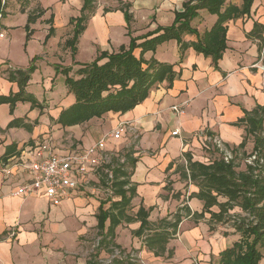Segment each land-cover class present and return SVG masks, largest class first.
I'll use <instances>...</instances> for the list:
<instances>
[{
  "label": "crops",
  "instance_id": "crops-1",
  "mask_svg": "<svg viewBox=\"0 0 264 264\" xmlns=\"http://www.w3.org/2000/svg\"><path fill=\"white\" fill-rule=\"evenodd\" d=\"M40 1L45 9H54L53 23L60 28L70 17V5L73 2L78 8L82 5V0ZM184 1L94 0V11L86 21L81 38L89 39L94 59L101 51L128 46L131 37H141L171 25L175 12L183 10ZM124 2L130 4L129 24L121 10ZM233 2L241 4V0ZM28 7L25 5L24 9L28 11ZM26 17L24 14L25 20ZM216 18V14L200 9L190 23L202 33ZM255 22L264 26V0H253L249 14L226 21V48L216 65L210 56L192 47L184 51L179 62L175 39L162 42L154 51H146V59L154 57L174 63L176 77L170 83L160 82L141 103L126 112L109 111L80 124L62 126L57 120L59 113L74 101L68 90L65 97L47 98L41 109L30 106L29 101H17L13 107L9 102H0V264H89L94 253L98 258H107L110 254L107 248L97 247L93 251L86 243L94 231L100 232L97 226L100 206L107 210L111 202L121 198L109 180V169L124 159L126 163L131 160L134 163L132 168L127 165L134 193L125 214L134 217L142 206L149 213L148 220L154 222L164 217L170 219L182 205L191 211L182 218L160 256L146 247L144 236L133 235L139 221L122 219L114 227L112 240L128 252L135 250L138 264H211L212 257L216 259L220 251L238 239L239 233L229 223H210L209 212L192 217L194 212H202L203 201L194 196L199 187L190 179L189 162L207 165L218 158L217 152L205 142L208 134L219 135L234 150L236 158L252 151V135L247 136L243 147L239 146L245 135V124L238 121L245 111L263 108L264 134V51L259 52L257 40L247 36ZM5 25L3 21V34ZM9 26L12 25L6 27ZM11 33L14 34L12 29ZM18 34L24 43L26 32L19 29ZM5 37L4 34L0 41ZM182 38L191 42L198 35L186 33ZM11 40L12 36L7 45ZM30 42L31 39L26 43ZM32 55L10 53L8 46L0 50V96L19 91L18 83L9 79V72L25 69ZM53 75L51 63L39 60L25 92L38 99L40 93L52 91ZM120 124L123 126L120 138H107L98 153L99 164L89 168L85 175L77 174L78 185L58 205H50L41 189L14 194L31 177L25 163L39 142L50 141L53 151L60 155L80 153ZM175 129L179 132L172 135ZM6 167L10 168V174L3 171ZM245 168V164L237 163V170ZM225 200L223 196L218 197V201ZM211 210L216 212L219 208L215 205ZM111 211L117 214V208ZM230 212L243 214L238 206ZM108 223L107 219L102 234ZM260 264H264V254Z\"/></svg>",
  "mask_w": 264,
  "mask_h": 264
},
{
  "label": "trees",
  "instance_id": "trees-1",
  "mask_svg": "<svg viewBox=\"0 0 264 264\" xmlns=\"http://www.w3.org/2000/svg\"><path fill=\"white\" fill-rule=\"evenodd\" d=\"M252 3L253 0H241L240 5L233 0H185L183 10L175 12L171 25L159 27L154 32L146 33L141 37H131L128 46L121 45L118 50L111 52L101 51L92 61L81 63L75 70V77L70 76L65 80L74 101L60 111L58 122L62 126L80 124L93 117H101L109 111L126 112L141 103L150 90L163 80L170 83L176 77L175 64L159 61L154 57L148 59L144 57L146 51H154L156 46L164 41L175 39L178 42L179 62L184 51L192 47L195 51L210 56L216 65L226 48V21L249 14ZM129 5V2H124L121 6L128 24L131 18L128 11ZM5 7V0L3 3L0 0L1 29ZM200 9H206L217 15L212 26L202 33H198L190 23ZM93 11L94 0H82L80 15L72 19L77 26L70 44L75 43ZM31 18L29 16L27 20ZM186 33H195L198 38L187 42L182 38ZM29 34L27 32L26 39ZM247 36L257 40L259 52L264 51V26L261 23L255 22ZM138 39L141 40L137 42ZM136 49L138 54H135ZM72 51L75 52L74 47ZM33 69L34 66L30 64L25 69L11 70L8 77L18 83L19 91L9 96H0V102H9L13 107L17 101H30L32 106H35L34 100L24 90ZM262 121V107L250 112L245 111L244 117L238 121V124H245V135L239 144L240 147L245 145L247 136L252 135L253 150L264 155L262 153L264 149ZM236 160L234 156L232 160L225 162L218 155L216 160L207 165L189 162L190 179L197 182L199 187L194 196L203 201L202 212H194L192 217H201L205 211L209 212L210 223L212 221L229 223L234 232L239 233V238L220 251L216 259L211 258V264H260L264 254V168L245 165L244 170H237ZM132 164H134L133 160L126 163L124 159L119 165L109 169L111 174L109 180L116 188L115 193L121 198L111 202L107 210H103L100 206L97 226L101 234L107 219L109 223L106 232L99 238V245L107 248L110 254L114 248L126 251L113 242L114 227L122 219L127 222L139 221V226L133 231V235L144 236L143 242L146 247L155 256H160L165 252L169 239L176 234L182 218L189 215L191 211L187 205H182L170 219L164 217L154 222L148 220L149 213L142 206L134 217L125 214V209L134 193V186L129 180L131 172L127 171V165L132 168ZM219 196L225 197L226 200L218 201ZM215 205L219 208L216 212L211 210V207ZM235 206L240 207L243 214L231 213L230 210ZM113 208H117V214L111 211ZM210 229L214 227L210 226ZM171 253L172 251L169 250L168 255ZM88 263L106 264L97 259L96 253L92 254ZM107 264L135 263L128 259L112 258Z\"/></svg>",
  "mask_w": 264,
  "mask_h": 264
},
{
  "label": "rangeland",
  "instance_id": "rangeland-1",
  "mask_svg": "<svg viewBox=\"0 0 264 264\" xmlns=\"http://www.w3.org/2000/svg\"><path fill=\"white\" fill-rule=\"evenodd\" d=\"M27 1L22 3L21 0H5V19L3 20L2 18L1 22L3 23V21H6L7 23L4 28V34L6 37L0 41V50L8 46V52L10 53H34L29 60V64L34 66L33 71L35 70L36 63L39 60H48L51 63L54 68V75L52 77V80L54 81L53 90L40 93L41 97L38 99H36L34 95L27 93V95L34 100L36 104L35 106L40 108L43 105L42 102L47 98H51L56 95L65 97L68 90L65 83L66 78L70 76L75 77V70L81 63L92 61L93 51L92 47L88 46V43L90 42L89 39L87 37L81 38L83 31L79 34V36H77L75 43L70 44L73 39L74 30L77 26V23H75L72 19L80 15V8L77 7L76 3L73 2L70 5V17L60 28L56 27L53 23V8L51 10H48V8L45 9L40 0H30L28 3ZM25 5H29L28 11L26 8L24 9ZM23 13L27 14L26 20ZM29 16L32 18L27 20ZM22 20L24 21L22 22ZM12 23H14V25ZM8 24H11L12 26L6 27ZM26 26L28 27L26 28ZM11 29L14 31V34L11 33ZM19 29L25 31L26 34L27 32L30 33L27 39L25 34L24 43L19 40ZM11 36L12 40L10 44L7 45ZM30 39L31 42L28 45L26 42ZM72 47L75 48V52L72 51ZM55 74H57V76H55ZM30 106H32L31 102ZM66 133L67 132H65V134ZM242 159L243 156L237 157V163L244 166ZM225 227L227 228V225ZM221 231L224 232L226 230ZM97 238H100V232L94 231V234L88 238V242L86 243L88 247H95L93 248V251H95L97 247H101L99 244H95ZM130 252L133 259H135L134 263H140L138 261L139 258L137 252L135 250ZM98 259L104 260L105 258Z\"/></svg>",
  "mask_w": 264,
  "mask_h": 264
},
{
  "label": "built area",
  "instance_id": "built-area-1",
  "mask_svg": "<svg viewBox=\"0 0 264 264\" xmlns=\"http://www.w3.org/2000/svg\"><path fill=\"white\" fill-rule=\"evenodd\" d=\"M3 2L4 0H2ZM3 35V31L0 28V37H3ZM172 108L179 110L177 106H173ZM122 132L123 126L120 124L105 133L94 144L80 153L69 152L60 155L53 151L50 141L44 140L39 142L25 163V166L31 173V177L27 182L20 184L14 194H27L33 190L41 189L50 205H58L78 185L76 175H85L89 168L99 164L98 153L104 148L107 138L118 139ZM178 132V129H175L171 134L176 135ZM205 142L211 145L225 162H229L235 156L234 150L219 135L208 134L205 136ZM103 160L108 161L105 156H103ZM243 162L245 165L264 168V155L258 153L256 150H252L246 154ZM3 171L6 174H10L11 172L8 167L4 168ZM95 244H99V238L96 239ZM112 258L128 259L135 262L130 251H122L119 248H114L107 258L100 261L107 264Z\"/></svg>",
  "mask_w": 264,
  "mask_h": 264
}]
</instances>
